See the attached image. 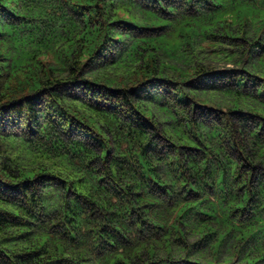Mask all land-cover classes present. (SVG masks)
<instances>
[{"label": "trees", "instance_id": "1", "mask_svg": "<svg viewBox=\"0 0 264 264\" xmlns=\"http://www.w3.org/2000/svg\"><path fill=\"white\" fill-rule=\"evenodd\" d=\"M0 264H264V0H0Z\"/></svg>", "mask_w": 264, "mask_h": 264}]
</instances>
